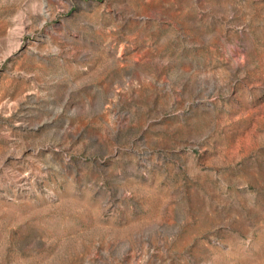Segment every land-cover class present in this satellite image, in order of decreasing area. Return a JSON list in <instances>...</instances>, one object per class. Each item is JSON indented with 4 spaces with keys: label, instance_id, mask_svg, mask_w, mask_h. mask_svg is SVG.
Wrapping results in <instances>:
<instances>
[{
    "label": "rangeland",
    "instance_id": "374dc122",
    "mask_svg": "<svg viewBox=\"0 0 264 264\" xmlns=\"http://www.w3.org/2000/svg\"><path fill=\"white\" fill-rule=\"evenodd\" d=\"M0 264H264V0H0Z\"/></svg>",
    "mask_w": 264,
    "mask_h": 264
}]
</instances>
